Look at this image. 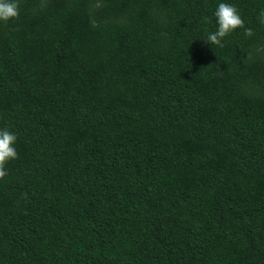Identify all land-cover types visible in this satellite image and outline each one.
Listing matches in <instances>:
<instances>
[{
  "label": "trees",
  "instance_id": "16d2710c",
  "mask_svg": "<svg viewBox=\"0 0 264 264\" xmlns=\"http://www.w3.org/2000/svg\"><path fill=\"white\" fill-rule=\"evenodd\" d=\"M219 2L17 0L0 264H264V0L209 46Z\"/></svg>",
  "mask_w": 264,
  "mask_h": 264
},
{
  "label": "clouds",
  "instance_id": "9594fccd",
  "mask_svg": "<svg viewBox=\"0 0 264 264\" xmlns=\"http://www.w3.org/2000/svg\"><path fill=\"white\" fill-rule=\"evenodd\" d=\"M18 15L17 0H0V22L9 20ZM215 17V30L207 32L202 40L206 44L222 46L223 38L237 28L243 27V20L237 9L229 3L220 0L213 13ZM258 22L264 25V9L258 13ZM246 34H251L249 29ZM16 134L5 128H0V177L4 176L6 169L4 165L17 156L15 149Z\"/></svg>",
  "mask_w": 264,
  "mask_h": 264
}]
</instances>
